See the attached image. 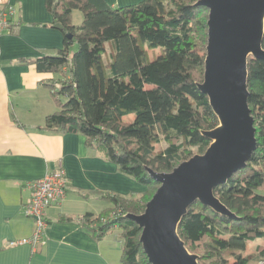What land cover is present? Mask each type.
<instances>
[{
    "label": "trees",
    "instance_id": "1",
    "mask_svg": "<svg viewBox=\"0 0 264 264\" xmlns=\"http://www.w3.org/2000/svg\"><path fill=\"white\" fill-rule=\"evenodd\" d=\"M197 1L142 0L111 8L103 0H45L63 48L33 60L39 72L62 77L57 89L46 85L57 111L46 116L44 129L82 135L86 147L146 187L136 199L109 196L108 212L95 219L85 216V227L98 238L120 230L121 264H149L139 243L141 230L125 218L141 214L159 186L145 168L170 172L190 158L191 149L203 154L210 141L201 133L217 125L197 88L204 73L208 14L194 7ZM75 10L82 14L79 26L72 22ZM72 44L77 50L70 53ZM157 48L165 52L149 62L147 51ZM247 71L257 148L244 169L214 189L235 218L196 202L177 230L200 264H264V196L258 194L264 191V60L249 58ZM162 141L167 146L157 151ZM109 212L113 218L101 223ZM258 239L255 252L244 255Z\"/></svg>",
    "mask_w": 264,
    "mask_h": 264
},
{
    "label": "crops",
    "instance_id": "2",
    "mask_svg": "<svg viewBox=\"0 0 264 264\" xmlns=\"http://www.w3.org/2000/svg\"><path fill=\"white\" fill-rule=\"evenodd\" d=\"M3 1L14 10L15 28L0 34V264H121V242L110 230L96 237L85 216L108 212L109 196L136 199L146 187L86 147L82 135L44 129L46 116L57 111L46 85L57 89L62 77L39 72L33 60L61 50L63 36L51 27L45 0ZM103 1L116 8L142 0ZM77 13L71 14L75 26L82 22ZM59 168L68 181L65 198L45 210L46 228L33 250L20 243L34 232L23 212L28 185Z\"/></svg>",
    "mask_w": 264,
    "mask_h": 264
},
{
    "label": "water",
    "instance_id": "3",
    "mask_svg": "<svg viewBox=\"0 0 264 264\" xmlns=\"http://www.w3.org/2000/svg\"><path fill=\"white\" fill-rule=\"evenodd\" d=\"M194 7L208 11L204 73L197 88L207 97L217 125L201 133L210 141L203 154L170 172L145 168L159 187L141 214L125 218L141 230L139 243L149 264H199L178 236V226L196 202L235 218L214 189L244 169L257 148L247 64L249 58L264 60V0H198Z\"/></svg>",
    "mask_w": 264,
    "mask_h": 264
},
{
    "label": "built area",
    "instance_id": "4",
    "mask_svg": "<svg viewBox=\"0 0 264 264\" xmlns=\"http://www.w3.org/2000/svg\"><path fill=\"white\" fill-rule=\"evenodd\" d=\"M14 15L13 8L3 0H0V34L10 33L14 23L12 16ZM67 178L62 169H58L46 174L43 178L29 183L30 198L23 207V212L26 217H29L34 222V232L29 239H24L20 243L30 244L34 250L41 242L46 221L44 212L47 208L60 204L66 194ZM113 218L111 213L108 218H102L101 223H106ZM96 225H93L95 227Z\"/></svg>",
    "mask_w": 264,
    "mask_h": 264
},
{
    "label": "rangeland",
    "instance_id": "5",
    "mask_svg": "<svg viewBox=\"0 0 264 264\" xmlns=\"http://www.w3.org/2000/svg\"><path fill=\"white\" fill-rule=\"evenodd\" d=\"M78 13V16L80 14L79 11H77ZM77 50V45L76 44H72L69 48V52L72 53V52H75ZM106 51H108V47H106ZM165 50L162 49V48H157V49H154V50H150V51H147V59L149 62L153 61L154 59H156L158 56H160L162 53H164ZM203 80V79H202ZM58 100L61 102V103H64L66 101V98L63 97V96H59L58 97ZM167 145L162 141L160 142L159 144L156 145V150L157 151H160V150H163ZM194 155H201L198 153V151L193 148L191 149V152H190V158ZM159 186H157L158 188ZM156 188V190H157ZM155 190V191H156ZM155 193V192H154ZM258 194L260 195H263L264 196V191L263 190H260L258 191ZM111 233H112V236L117 239V241H119L118 239V234L120 232V230L118 228H112L111 230ZM261 243V241L258 239L256 240L251 246H249V248L243 253L244 255H247V254H251V253H254L255 252V248ZM189 252V251H188ZM190 253V252H189ZM191 254H194V253H191ZM198 257V263H199V255L198 254H194ZM200 264V263H199Z\"/></svg>",
    "mask_w": 264,
    "mask_h": 264
}]
</instances>
